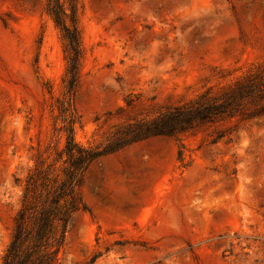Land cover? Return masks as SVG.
I'll return each mask as SVG.
<instances>
[{
	"label": "rangeland",
	"instance_id": "rangeland-1",
	"mask_svg": "<svg viewBox=\"0 0 264 264\" xmlns=\"http://www.w3.org/2000/svg\"><path fill=\"white\" fill-rule=\"evenodd\" d=\"M50 8L80 34L72 90ZM258 69L264 0H0V264L27 177L62 174L70 128L109 153L75 188L85 209L61 264H264V94L234 117L139 135Z\"/></svg>",
	"mask_w": 264,
	"mask_h": 264
},
{
	"label": "trees",
	"instance_id": "trees-1",
	"mask_svg": "<svg viewBox=\"0 0 264 264\" xmlns=\"http://www.w3.org/2000/svg\"><path fill=\"white\" fill-rule=\"evenodd\" d=\"M49 13L58 25L63 26L69 43L72 90L75 72L82 56L80 34L76 26L71 29L63 25L64 19L60 10L50 8ZM263 94L264 72L258 69L227 89L217 93L207 91L195 102L175 107L160 118L159 124L145 128L139 135L143 138L171 136L192 129L196 123L234 117L240 113L244 101L261 98ZM73 133V128H70L66 148L62 153L66 164L62 174L51 179L45 174V170L37 167L27 177L22 207L16 216L14 233L3 264H61L59 253L66 242L70 218L77 209H85V203L77 196L75 188L81 183L86 166L109 153V150H85L75 141ZM38 185L45 191L44 197L41 194L37 198L31 195L33 192L34 195L37 194ZM31 196L38 204L31 202Z\"/></svg>",
	"mask_w": 264,
	"mask_h": 264
}]
</instances>
